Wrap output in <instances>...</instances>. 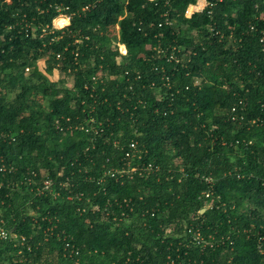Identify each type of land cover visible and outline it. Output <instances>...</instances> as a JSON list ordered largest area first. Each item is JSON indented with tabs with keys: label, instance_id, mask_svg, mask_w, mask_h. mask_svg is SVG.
I'll list each match as a JSON object with an SVG mask.
<instances>
[{
	"label": "trees",
	"instance_id": "obj_1",
	"mask_svg": "<svg viewBox=\"0 0 264 264\" xmlns=\"http://www.w3.org/2000/svg\"><path fill=\"white\" fill-rule=\"evenodd\" d=\"M35 1H0V133L15 137L1 149L18 167L0 176V224L25 236L21 246L0 240V264H264L256 248L264 233V52L255 9L264 0H208L190 18L183 14L195 0H101L52 42L40 29L33 37L9 28L23 15L51 21L54 11L25 4ZM62 1L75 9L93 0ZM166 9L172 24L158 26ZM115 24L125 55L111 46ZM207 24L220 35L205 32ZM46 55L56 81L38 69ZM98 70L103 83L93 85ZM132 141L138 152L127 158ZM128 162L158 170L103 176ZM26 167L37 180L47 174L59 196L34 200L16 188ZM197 231L230 240L201 248Z\"/></svg>",
	"mask_w": 264,
	"mask_h": 264
},
{
	"label": "built area",
	"instance_id": "obj_2",
	"mask_svg": "<svg viewBox=\"0 0 264 264\" xmlns=\"http://www.w3.org/2000/svg\"><path fill=\"white\" fill-rule=\"evenodd\" d=\"M0 1L6 5H9L12 2V0H0ZM100 1L101 0L89 1L75 9H72L70 5L63 3L62 0H37L34 2L33 7L29 6V3L26 2L25 4L27 5V7L32 8L37 13L54 11L56 14L53 16L50 22H47L44 24L42 23L35 24L34 17L28 19L26 15H23L20 18V20L15 21V23L10 24L9 28L19 26L20 28L24 29V31L26 32H28V30L29 32L32 31L33 37L37 35L34 31L36 29H40L44 33L48 32L49 34H51L49 42L56 41L63 35L65 29L70 25L71 19L74 15L80 16V15H85L86 13H89L90 11L96 8V6L98 5ZM210 5L211 4L209 3L208 0H195L194 2L189 3L187 5L183 15L185 18H190L193 14L202 12L203 10L207 9ZM255 9L258 11V13L256 14V21L260 22V26L257 30L259 34L258 41L260 44L261 51L264 52V1L262 2V7H260L258 3L255 4ZM161 17H162V21L158 23V26L172 24V20H170L167 9L161 13ZM61 21L64 23H61ZM150 25H152V23H150ZM251 29H255V26L253 25ZM110 30L111 32L113 30L112 34L111 35L109 34L111 37V46L113 48H116L118 52L120 53V55H125L126 48L124 44L118 40L119 39V34H118L119 25L115 24L114 26L110 27ZM204 30L210 35L212 34L220 35L219 30L215 28L214 25H211V24L205 25ZM56 31H59V34H55ZM200 31L201 30H198L197 33H201ZM229 38L231 39V34L229 35ZM74 43H78V44L81 43V39L75 38ZM155 49L159 53V55L164 52L161 47H155ZM178 51H181V49H179ZM51 54H54L56 59L61 58V54L59 52L51 53ZM186 54L187 53L184 52L182 54V57L186 58L187 57ZM120 55L116 57L117 63H119V61L121 60ZM75 56H76V53H75ZM169 56H170L169 59L175 58L174 54H170ZM46 57L47 55L42 58L46 59ZM39 60H37L36 62L38 69H39V65H38ZM25 71L28 72L29 69L25 68ZM43 74H45L46 76L48 75L46 74V72ZM124 74L128 75L129 73L128 71H124ZM101 75H102V71L98 70L95 74L91 76V81L93 85L103 83V79L101 78ZM85 88L89 90V87H87V84L85 85ZM92 90L94 91L95 87H93ZM103 101H106V98H104ZM90 121L95 122V119H91ZM56 128L62 130L60 124L57 121H56ZM69 130H71L70 127H69ZM95 132L97 134L98 130H96ZM14 140H15V137L10 135V133L8 132L0 133V176L1 177H4V175L6 174H11L13 172L18 171V167L6 159V156H5L6 151L3 152V149H1L2 145L7 144L9 142L11 143ZM137 152H138L137 143L132 141L128 143L126 146L125 157L130 158L134 156ZM157 170H158V167L152 163H148L146 165H143L142 167H138L135 165H131V163L128 162L125 168L105 170L103 173V176L109 175L111 177L118 179V178H122L125 174H128V173H134V172L141 173V171L155 173ZM43 175L44 176L41 179L37 180L38 178L37 171L34 168L31 169V167H26L25 170L21 173V178H19L20 180L15 182L14 186L16 188H19L21 185L26 186L27 188L26 191L31 193V197L34 200H37L40 197H47V196H49V198H52V199L57 198L60 192L54 188L53 180L49 178L47 174L43 173ZM204 180L207 183H210V184L212 183L211 177H205ZM5 184L6 182L4 183L2 180H0V189ZM58 185L62 188L64 186V183L60 182L58 183ZM211 194H212V190H205L201 193V195L205 196L206 198L210 197ZM67 199H70V196H68ZM209 205H211V202H209L208 205L205 206L204 208L207 209ZM249 230H250L249 228L245 227L242 229V231L240 230H235V231L237 233L238 232L247 233ZM256 234H257L256 236L257 252L259 255L264 257V233L257 231ZM229 236L230 235L227 234L224 237L216 239L215 237L210 235L208 238H205L200 233V231H197L193 233L192 238L194 242H196L201 248H203V247H206L207 245L210 247H213L217 245L218 243H222L223 239L230 240ZM0 240H9L14 246H21L24 243L25 236L22 234H19L18 232H15L14 230L7 229L2 224H0ZM69 246H70L69 243L66 242L65 247L68 249ZM69 253L70 255H72V253L77 254V251L73 250L72 247H70Z\"/></svg>",
	"mask_w": 264,
	"mask_h": 264
},
{
	"label": "rangeland",
	"instance_id": "obj_3",
	"mask_svg": "<svg viewBox=\"0 0 264 264\" xmlns=\"http://www.w3.org/2000/svg\"><path fill=\"white\" fill-rule=\"evenodd\" d=\"M112 32H113V30H112ZM112 32L110 30L109 34L111 35ZM45 60L46 59L42 58L38 62L39 70H41L42 73H45V66H46ZM47 76L51 81H56L59 78V72L55 69V70H53V72L51 74H48ZM60 77H62V76L60 75ZM65 84H66V86H69V87H71V85H72V79L69 75L65 76ZM13 95H14V92H10L9 98H12Z\"/></svg>",
	"mask_w": 264,
	"mask_h": 264
},
{
	"label": "water",
	"instance_id": "obj_4",
	"mask_svg": "<svg viewBox=\"0 0 264 264\" xmlns=\"http://www.w3.org/2000/svg\"><path fill=\"white\" fill-rule=\"evenodd\" d=\"M204 210H206V208H202V209L200 210V212H203Z\"/></svg>",
	"mask_w": 264,
	"mask_h": 264
},
{
	"label": "bare ground",
	"instance_id": "obj_5",
	"mask_svg": "<svg viewBox=\"0 0 264 264\" xmlns=\"http://www.w3.org/2000/svg\"><path fill=\"white\" fill-rule=\"evenodd\" d=\"M61 23H64V22L61 21Z\"/></svg>",
	"mask_w": 264,
	"mask_h": 264
}]
</instances>
